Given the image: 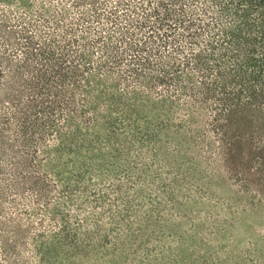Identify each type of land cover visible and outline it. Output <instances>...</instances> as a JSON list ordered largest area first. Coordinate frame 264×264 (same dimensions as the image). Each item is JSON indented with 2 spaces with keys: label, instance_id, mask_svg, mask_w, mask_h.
Returning a JSON list of instances; mask_svg holds the SVG:
<instances>
[{
  "label": "trees",
  "instance_id": "obj_1",
  "mask_svg": "<svg viewBox=\"0 0 264 264\" xmlns=\"http://www.w3.org/2000/svg\"><path fill=\"white\" fill-rule=\"evenodd\" d=\"M189 142L204 153L211 144L233 183L251 188L234 201L238 218L264 225V0H0V264H55L54 251L103 257L134 224L139 235L164 222L153 207L137 221L142 204L122 197L112 235L80 241L69 189L136 172L155 185L128 154L167 158ZM65 155L73 167L57 184L41 169Z\"/></svg>",
  "mask_w": 264,
  "mask_h": 264
},
{
  "label": "rangeland",
  "instance_id": "obj_2",
  "mask_svg": "<svg viewBox=\"0 0 264 264\" xmlns=\"http://www.w3.org/2000/svg\"><path fill=\"white\" fill-rule=\"evenodd\" d=\"M173 148V146L168 148L167 158H164L160 152L154 156L148 153L137 154L136 149L127 156L131 162L140 164L139 160H141L149 165L151 172L158 175L155 185L145 181L141 172H136L124 174L120 179H105L101 185L97 184L96 179L85 176L81 182L82 186L71 183L69 189L74 203L82 208L77 211V208L70 206L72 220L76 221L74 220L76 216L81 223L80 241L87 238V234L93 239L98 235H112L114 223H122V221L117 218L112 221L111 218L115 215H113L114 208L111 207L118 206L119 216L125 215L122 201L119 199L122 197L123 202L134 198L136 205L142 204L135 207H141V211L137 209L136 212L132 211V214L137 216V221L141 220L140 215L143 212L153 207V216L162 218L164 222H156L152 227L142 229V234L139 235L133 233L137 226L134 224L131 232L113 240V246H109L110 252L108 254L103 252L105 253L103 257L101 253L96 256L94 253L83 251L68 258L54 251L51 262L55 264H264V241L257 234V231L264 229V225L259 217L252 213L238 218L244 205L234 204L236 199L242 202L251 188L243 189L233 183L219 157L211 154L210 151H213L211 144L204 145L207 153L191 142L183 143L178 148H174L175 150ZM207 156L211 157V161ZM71 158L72 156L65 155L59 160L51 156L43 163L41 172L55 180L57 172L68 176L67 171L73 167L69 162ZM56 164L59 166L56 167ZM176 179L184 180L174 184L173 181ZM56 182L59 184L58 180ZM82 187L89 188L91 192L85 194ZM112 187L121 188L113 190ZM141 188L147 192L143 200L142 197L138 198L135 195ZM88 220L91 222H87ZM173 224L178 225L173 228L175 232L169 235L170 238L162 237L158 241L151 237L152 232L167 234ZM218 227L224 228L221 235L216 234ZM141 245H148L151 249L147 257L139 262L133 256V250ZM111 252L115 254L114 260L111 259L114 255H109ZM106 254L109 256L106 257ZM56 257L59 259L57 260ZM34 264H40L37 258Z\"/></svg>",
  "mask_w": 264,
  "mask_h": 264
}]
</instances>
